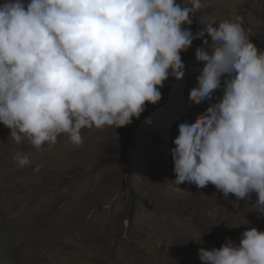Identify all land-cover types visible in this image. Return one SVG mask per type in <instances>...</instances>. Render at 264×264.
I'll list each match as a JSON object with an SVG mask.
<instances>
[{
	"label": "clouds",
	"instance_id": "9594fccd",
	"mask_svg": "<svg viewBox=\"0 0 264 264\" xmlns=\"http://www.w3.org/2000/svg\"><path fill=\"white\" fill-rule=\"evenodd\" d=\"M190 4L3 0L0 124L11 140L41 150L66 135L78 146L82 129L139 119L161 101L165 81L185 75L181 53L197 39L191 25L203 7ZM252 35L239 17L207 27L196 50L203 67L188 99L190 106L210 103L178 125L170 153L177 187L211 184L225 199L245 202L254 193L252 204L264 215V50ZM14 160L30 165L22 151ZM198 257L202 264H264V231L251 227L239 243L227 238L219 248H199Z\"/></svg>",
	"mask_w": 264,
	"mask_h": 264
},
{
	"label": "rangeland",
	"instance_id": "374dc122",
	"mask_svg": "<svg viewBox=\"0 0 264 264\" xmlns=\"http://www.w3.org/2000/svg\"><path fill=\"white\" fill-rule=\"evenodd\" d=\"M200 2L191 25L197 39L181 53L184 77L165 81L161 101L130 125L85 128L78 146L61 135L37 150L13 142L0 124V264H202L199 248H219L227 238L239 243L251 227L264 231L254 193L245 202L225 199L211 184L173 183L178 125L210 103L190 106L188 99L207 27L239 17L264 50V0ZM18 151L29 166L14 160Z\"/></svg>",
	"mask_w": 264,
	"mask_h": 264
},
{
	"label": "bare ground",
	"instance_id": "6f19581e",
	"mask_svg": "<svg viewBox=\"0 0 264 264\" xmlns=\"http://www.w3.org/2000/svg\"><path fill=\"white\" fill-rule=\"evenodd\" d=\"M36 215V214H35ZM259 215H260V213H259Z\"/></svg>",
	"mask_w": 264,
	"mask_h": 264
}]
</instances>
